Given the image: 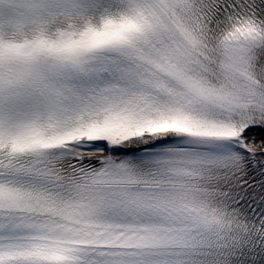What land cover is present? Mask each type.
Masks as SVG:
<instances>
[{
    "label": "snow or ice",
    "instance_id": "obj_1",
    "mask_svg": "<svg viewBox=\"0 0 264 264\" xmlns=\"http://www.w3.org/2000/svg\"><path fill=\"white\" fill-rule=\"evenodd\" d=\"M0 264H264V0H0Z\"/></svg>",
    "mask_w": 264,
    "mask_h": 264
}]
</instances>
